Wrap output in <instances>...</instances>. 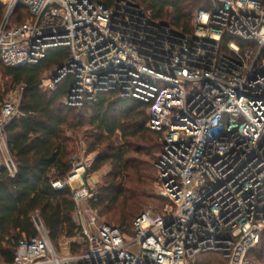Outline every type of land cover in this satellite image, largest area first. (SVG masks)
Listing matches in <instances>:
<instances>
[{
	"label": "built area",
	"instance_id": "1",
	"mask_svg": "<svg viewBox=\"0 0 264 264\" xmlns=\"http://www.w3.org/2000/svg\"><path fill=\"white\" fill-rule=\"evenodd\" d=\"M0 1L6 66L67 47L65 64L42 79L50 90L73 77L67 105L107 91L150 105L147 127L162 139L157 191L167 200L162 211L144 210L131 234L101 222L90 205L100 196L94 175L75 154L65 182L52 184L72 189L81 233L60 244L77 251L58 250L36 216L37 232L20 241L15 264H190L207 252L226 264H264L251 258L264 249V0H206L191 36L127 0ZM18 6L29 16L11 25ZM21 88L0 109V167L11 176L18 167L5 128L19 114Z\"/></svg>",
	"mask_w": 264,
	"mask_h": 264
},
{
	"label": "trees",
	"instance_id": "2",
	"mask_svg": "<svg viewBox=\"0 0 264 264\" xmlns=\"http://www.w3.org/2000/svg\"><path fill=\"white\" fill-rule=\"evenodd\" d=\"M115 6L121 0H92ZM146 11L153 21L191 36L194 19L206 0H127ZM5 5L0 1V24ZM18 6L11 25L28 18ZM67 47L50 49L37 63L20 67L6 66L0 57V75L8 78L7 90L23 87L19 114L10 121L5 133L18 172L11 176L0 167V261L15 264L16 252L24 237L36 234L34 218L39 216L56 247L64 239L78 237L81 229L75 220L76 202L69 185L53 187L72 171L71 158L80 151L95 154L87 173L109 164L98 200L90 205L110 225L127 234L144 207H165L167 200L156 194V162L162 151L161 134L147 127L149 104L132 97L121 98L116 91L99 92L82 105L69 106L73 77L66 76L54 89L42 86V79L61 68L69 58ZM0 98L3 101V94ZM264 262L259 246L251 256ZM190 264H226L220 253L198 255Z\"/></svg>",
	"mask_w": 264,
	"mask_h": 264
},
{
	"label": "rangeland",
	"instance_id": "3",
	"mask_svg": "<svg viewBox=\"0 0 264 264\" xmlns=\"http://www.w3.org/2000/svg\"><path fill=\"white\" fill-rule=\"evenodd\" d=\"M54 73V72H52ZM51 73V74H52ZM51 74H47L48 76ZM8 78L3 77L2 75H0V96L1 94H3V101H1L2 99L0 98V109L3 107V105L5 104V100L7 101H12V102H17V100L19 99L21 93H22V88L21 87H16L14 89H10L7 90V88L4 86L5 81H7ZM80 153L84 154L87 158V162L88 164L91 166L93 164V161L95 159V154H85L84 151H80ZM111 171V166L109 164L103 166L99 171L92 173L94 175V180L96 181V187L99 190V194H100V189L103 186V184L105 183V177L106 175ZM157 184H156V194L158 195V191H157ZM153 210L154 212H158L161 208H158L156 206L153 205H148L146 207H144V209L142 210V212L144 210ZM99 214L100 220L101 222H106L108 223L107 219L103 216ZM58 250L64 252V254H68V253H72V251L75 250V252L77 251V249L72 248V251L70 252L67 249V242L63 243V245L61 246V244L56 247ZM74 252V253H75ZM0 264L1 261H0Z\"/></svg>",
	"mask_w": 264,
	"mask_h": 264
},
{
	"label": "water",
	"instance_id": "4",
	"mask_svg": "<svg viewBox=\"0 0 264 264\" xmlns=\"http://www.w3.org/2000/svg\"><path fill=\"white\" fill-rule=\"evenodd\" d=\"M58 77V75H55V78H57Z\"/></svg>",
	"mask_w": 264,
	"mask_h": 264
}]
</instances>
